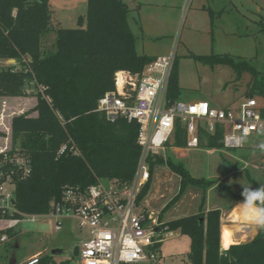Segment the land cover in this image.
Listing matches in <instances>:
<instances>
[{
  "label": "trees",
  "instance_id": "1",
  "mask_svg": "<svg viewBox=\"0 0 264 264\" xmlns=\"http://www.w3.org/2000/svg\"><path fill=\"white\" fill-rule=\"evenodd\" d=\"M87 3L84 26L57 29L52 52L42 45V40L53 31L48 0H0V60L17 62L0 69V97H25L31 84L37 99L33 108L37 116L21 114L11 121L12 148H20L30 157L32 173L17 180L16 213L7 214V218L49 214L51 203L62 201L66 187L85 191L99 180L119 179L127 183L135 175L141 152L137 144L138 124L126 119L109 121L97 111V105L104 94L116 90L117 74L127 73L137 83L156 57L137 52V39L128 21L130 9L124 0ZM196 58L212 65L230 66L239 76L248 72V98L258 100L264 118V74L245 61L236 64L228 56ZM168 98L172 102L182 98L177 60ZM223 134L220 127L214 135L201 129L200 147L223 149ZM186 143L187 133L178 123L173 146L185 148ZM63 146L66 150L60 153ZM150 165L151 173L155 166H167L181 178L180 192L166 209L180 199L189 185L204 192L197 214L168 221L159 229L161 233L179 229L190 238L184 264H264V229L259 228L251 241L222 250V212L204 208L207 191L217 182L193 178L183 164L170 157H156ZM248 177L252 188H258L254 179ZM220 187L235 202L243 201L242 192L224 184ZM149 188L150 181L143 187L139 203ZM8 234L15 235L12 230ZM50 259L43 257L39 264H48Z\"/></svg>",
  "mask_w": 264,
  "mask_h": 264
},
{
  "label": "rangeland",
  "instance_id": "2",
  "mask_svg": "<svg viewBox=\"0 0 264 264\" xmlns=\"http://www.w3.org/2000/svg\"><path fill=\"white\" fill-rule=\"evenodd\" d=\"M126 2L136 17L137 24L133 22L132 28L138 35V52L166 57L176 50L182 101H208L212 106L227 109L238 106L249 96L247 87L251 75L248 72L239 76L230 66L212 65L196 58L198 56H228L236 64L245 61L264 74V0H191L189 4L186 0ZM48 4L53 31L42 40V45L46 51L53 52L55 31L59 28H78L80 19L86 20L88 3L87 0H48ZM9 65L14 63L0 60V69ZM30 90L35 91L31 84L26 91ZM10 104L13 103L10 101ZM30 104L26 105L30 109L24 111L25 114L33 113ZM1 126L0 134L6 131L5 124ZM261 143H264V138L252 137L246 140L245 148L218 152L213 156L206 153L207 148L204 151L177 152L180 160L175 158L174 161L181 162L190 175L217 182L212 198L215 199L218 194L225 198L224 195H228L220 187L223 184L243 191L250 185V176L258 186L264 185V150L260 148ZM171 155L167 153V157L171 158ZM239 155L248 157L247 162L240 160ZM254 164L259 167L255 169ZM156 173L161 178L168 175L173 178L162 186L157 201L152 202V207L160 212L180 192L181 184L179 177L166 166L158 167L154 171ZM203 195L202 189L189 185L169 210L171 215L168 219L194 213L191 210L197 208ZM209 197L206 194V200ZM224 201L230 205L234 200L228 197ZM242 226L250 227L248 224ZM253 229L258 232L259 228L251 225L239 235L249 237ZM14 231L10 244L0 248V264H10L13 259H16V264H25L37 255L50 257L48 264H78L74 249L90 238L89 231L81 229L71 217L63 220L61 230L56 229L53 218H46L21 222L19 229ZM169 231L173 234L163 231V238L157 246L160 264H184L190 251V238L182 235L179 229ZM252 237L238 244L249 242ZM55 249H63L64 254L52 256L51 252Z\"/></svg>",
  "mask_w": 264,
  "mask_h": 264
},
{
  "label": "built area",
  "instance_id": "3",
  "mask_svg": "<svg viewBox=\"0 0 264 264\" xmlns=\"http://www.w3.org/2000/svg\"><path fill=\"white\" fill-rule=\"evenodd\" d=\"M191 0H186L190 3ZM176 61V50L158 57L146 66L135 83L127 73L116 79V90L107 92L97 105V111L109 121L126 119L139 126L137 144L141 149L137 169L130 182L119 179L99 180L85 191L66 187L61 202H52L46 215H25L7 218L16 213L17 180L32 173V161L20 148L0 150V248L9 245L10 230L19 229L21 222L53 218L61 230L65 218H73L90 238L78 252V264H160L157 245L163 236L154 214L144 211L138 202L143 187L150 181V161L156 157L167 160L169 144L174 139L177 124L187 133L185 149L200 150L201 129L214 135L222 128L224 147L206 149L208 155L245 148L247 139L264 138V118L256 98H247L238 106L221 109L208 101H170L169 81ZM131 85V89H127ZM242 143H237L245 137ZM66 150L63 146L60 153ZM73 150V149H72ZM78 155V151L74 150ZM247 166V164H246ZM259 166L254 164V168ZM11 188V189H9ZM15 232V231H14ZM42 257L29 258L25 264H39Z\"/></svg>",
  "mask_w": 264,
  "mask_h": 264
},
{
  "label": "crops",
  "instance_id": "4",
  "mask_svg": "<svg viewBox=\"0 0 264 264\" xmlns=\"http://www.w3.org/2000/svg\"><path fill=\"white\" fill-rule=\"evenodd\" d=\"M124 1L130 9L128 21H129L130 28H131L132 32L134 33V35L136 36V39L138 42V35L136 32H134V30L132 28L133 22L137 24L136 17L134 15H132L133 11L130 8L129 4L126 2V0H124ZM211 15H212V13H211ZM137 42H136V47H137ZM137 52H138V48H137ZM138 53L140 55H147V54H142L140 52H138ZM148 56H152V55H148ZM153 57L158 58V56H153ZM14 65H17L16 61L14 62ZM121 77H123V76H121ZM26 90H29V87H27ZM30 94H33L32 90H30L28 92V95L25 97H10V98L0 97V99H2V102L0 103V129H2V126H1L2 124H5V126H6L5 133L0 134V150L6 149V148H12V136H11L12 118L16 115L25 114L24 111H27V109H30L29 107L26 106L29 102L32 103V104H30L32 110L35 107V105L37 103V99L35 96H33V95L31 96ZM10 101L13 104H10ZM33 101H34V103H33ZM30 116L35 117V116H37V113L33 111V113L30 114ZM203 149L204 148H200V150H196V151H204ZM185 151L191 152V151L186 150L185 148L174 147L173 146V140L169 144L168 152L170 154H172L171 158H172V161L175 163H176V161H174L175 158H179V160H180V156H178L176 153L177 152H185ZM219 153H222V152H219ZM215 154H218V152H216L212 155H209V156H213ZM184 155H186V154H184ZM172 156H174V157H172ZM238 157L240 160L244 161L245 163L248 160V157H246L245 155H239ZM178 164H182V163L179 162ZM158 167H161V166L160 165L155 166L154 171H156V169ZM163 167H165V166H162V168ZM154 171H153L151 179H150L149 192H148L147 196L145 197V199L140 203L141 208L146 212H150V213L154 214V216L156 214L157 216H155V217L158 219L160 226L165 224L168 221H171V220H174V219H177L180 217H184V216H189V215H181L180 217L175 216L172 219H168V217L170 218V215H171L170 214L171 211H169V210L173 207V205L171 207H169L168 209H166V207L169 205V203L172 201V199H170L168 204L160 212L156 211V209H154L152 207V204H153L152 202L153 201L156 202L158 197H159L158 195L161 194L162 186H166L168 184V182H170V180L173 181V178L171 176L169 177V175H168L165 178H161L159 176L160 174L159 175L157 173L154 174ZM175 175L177 177H179L177 174H175ZM153 176H154V178H153ZM191 176L193 178H197L194 175H191ZM179 179H180V183H181V178L179 177ZM217 186L218 185H214L211 189H209L207 191V194H208V196L210 195V197L207 199L208 201L206 200V202L204 204V208L206 211L213 210V209L221 210V212H222V215H221V248H222V250H227L231 245L238 244L239 242H244V241L248 240V238H250L251 236H253L250 239V240H252L257 235V232L255 229L252 230V232H251L252 235L249 237L244 236V235H239V233L240 232L244 233L246 228L249 229L251 227V225L252 226H256V225L247 221L244 218V216L242 215L241 207L239 205L242 202L233 201L232 204L227 205L226 201H224V200L227 199L228 197L230 198V196L227 197L224 195L225 198H223L221 195L218 194V197H216L215 199L212 198V194H213V192H215V189ZM249 186L252 187V184L250 183ZM234 190L237 191L236 189H234ZM237 192H242V191H237ZM160 197L163 198V195H160ZM201 205H202V199L200 200L199 204H197V208H194L195 210H191V211H194V213H192L190 215L197 214L200 210ZM226 212H227V214H226ZM186 213L187 212H184V214H186ZM226 222H227V224H226ZM240 224H242V225L248 224V225H250V227L242 226V225L240 226ZM224 225L227 226L228 228H231V239H232V241L228 247L223 246V238H222L223 233L222 232H223V226ZM159 229H160V227H159ZM170 234H173V233L170 232Z\"/></svg>",
  "mask_w": 264,
  "mask_h": 264
},
{
  "label": "clouds",
  "instance_id": "5",
  "mask_svg": "<svg viewBox=\"0 0 264 264\" xmlns=\"http://www.w3.org/2000/svg\"><path fill=\"white\" fill-rule=\"evenodd\" d=\"M246 136L247 132H245V137H242L237 143H242ZM260 148L264 150V143L260 144ZM241 195L243 201L239 205L244 218L258 228L264 229V185L255 189L251 186L244 187Z\"/></svg>",
  "mask_w": 264,
  "mask_h": 264
},
{
  "label": "water",
  "instance_id": "6",
  "mask_svg": "<svg viewBox=\"0 0 264 264\" xmlns=\"http://www.w3.org/2000/svg\"><path fill=\"white\" fill-rule=\"evenodd\" d=\"M83 22H84V20L80 19L78 28H82L83 27ZM9 62H13L14 63L15 60H9ZM14 204H15V202H14ZM78 252H79V247H75V249H74V256L75 257L78 256ZM63 254H64V250L63 249H55V250H53L51 252L52 256H60V255H63ZM16 263H17L16 259H13L10 264H16Z\"/></svg>",
  "mask_w": 264,
  "mask_h": 264
},
{
  "label": "bare ground",
  "instance_id": "7",
  "mask_svg": "<svg viewBox=\"0 0 264 264\" xmlns=\"http://www.w3.org/2000/svg\"><path fill=\"white\" fill-rule=\"evenodd\" d=\"M121 74H119V78L121 80ZM223 246L228 247L232 241L231 239V228H228L227 226H223Z\"/></svg>",
  "mask_w": 264,
  "mask_h": 264
}]
</instances>
